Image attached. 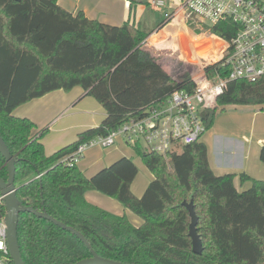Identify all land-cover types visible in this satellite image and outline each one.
<instances>
[{"label":"trees","instance_id":"obj_1","mask_svg":"<svg viewBox=\"0 0 264 264\" xmlns=\"http://www.w3.org/2000/svg\"><path fill=\"white\" fill-rule=\"evenodd\" d=\"M128 1V19L115 26L90 19L83 11L74 15L58 0H0V135L17 159L19 200L78 230L101 257L114 261L264 264L261 187L254 184L240 192L234 180L237 176L251 180L246 173L217 175L205 143L187 145L180 153L169 154L168 160L140 145L133 147L155 176L140 198L131 190L138 174L131 158L122 157L91 178L77 165L63 163L79 145L107 136L130 118L141 116L152 103L176 90L193 92L191 73L182 70L173 76L144 45L151 32L135 24L131 16L138 2ZM168 24L161 19L156 31ZM227 26L235 29L227 22L212 28V33L230 39L233 32L226 31ZM213 70L207 68L211 77ZM217 70L220 76L227 75ZM75 87L94 98L106 118L48 156L42 139L49 128H38L13 111L50 92ZM221 103L263 106L264 77L257 82H229ZM212 121L213 114L207 129ZM7 176L0 155V177ZM89 190L116 199L144 223L135 227L126 216L89 203L85 198ZM191 201L199 218L201 255L193 253L191 218L183 205ZM18 240L26 264H74L91 257L77 236L28 212L19 215Z\"/></svg>","mask_w":264,"mask_h":264},{"label":"built area","instance_id":"obj_2","mask_svg":"<svg viewBox=\"0 0 264 264\" xmlns=\"http://www.w3.org/2000/svg\"><path fill=\"white\" fill-rule=\"evenodd\" d=\"M151 9L163 13L164 21L195 22L212 28L231 22L235 29L230 39L220 38V58L191 73L193 92L176 90L164 99L143 109L139 117H132L107 136L79 145L63 160L67 166L77 165L91 148L110 149L124 141L126 145L162 155L180 153L182 148L198 143L207 131V123L217 108L224 110L221 98L231 81L257 82L264 77V0H142ZM157 33H155L156 35ZM214 67V76L207 73ZM219 68L227 72L219 75ZM5 205L0 196V264H10L7 228L4 222Z\"/></svg>","mask_w":264,"mask_h":264},{"label":"crops","instance_id":"obj_3","mask_svg":"<svg viewBox=\"0 0 264 264\" xmlns=\"http://www.w3.org/2000/svg\"><path fill=\"white\" fill-rule=\"evenodd\" d=\"M58 4L74 15L79 11H83L90 19L107 24L112 23V25L117 21L125 22L130 14V2L128 0H123V4L115 8L114 12L103 11L101 13L83 5L81 0H78L75 4L67 0H58ZM136 7L132 13V18L137 13ZM133 20L135 21V19ZM159 21L156 23H159ZM116 24L115 26H120V24ZM165 28L160 31L159 35L165 33ZM156 35L154 36L156 37ZM257 108L244 106L238 110V113L233 115L220 114V116L217 115L219 111V108H217L212 112V126L204 133L201 142L205 143L208 148L210 166L217 175L246 173L250 176L251 180L247 181H241L239 176L235 178L234 184L238 191H245L254 184L261 187V201L264 209V162L261 160V151L264 148V105L259 106L260 110ZM13 114L31 119L37 124L38 128H45V126L49 128L50 133L42 139V144L48 156L74 143L79 134L98 127L106 118L104 108L95 102L94 98L87 96V92L82 87H75L68 92L64 90L50 92L41 98L31 100L17 107ZM119 145L124 148L130 147L124 141H120L118 145L109 149L111 150L110 153L102 155L100 158L99 155L95 156L93 164L104 161L94 171L84 172L79 165L92 152L105 151L98 147L87 150L77 166L87 178H91L120 158H131L118 150ZM85 198L89 203L114 215H128L129 209L124 206L120 210L117 209V206L112 209L114 204L112 200L109 202L104 200V204L96 205L88 199L87 193ZM129 221L132 223L131 220ZM143 223L144 221L139 226L132 224L135 227H140Z\"/></svg>","mask_w":264,"mask_h":264},{"label":"rangeland","instance_id":"obj_4","mask_svg":"<svg viewBox=\"0 0 264 264\" xmlns=\"http://www.w3.org/2000/svg\"><path fill=\"white\" fill-rule=\"evenodd\" d=\"M67 1L75 4L78 0ZM137 2V13L133 16L135 24L140 25L148 32H151L144 45L149 48L152 53H154L166 71L171 73L173 76L177 77V74H179L182 70L188 71L192 74H198V70L220 58L222 51V43L220 42L221 39L220 37L214 35L212 31L210 33L207 26H202L201 24H197L195 22H193L195 23L194 25H191V22L184 23L181 19H176L166 26L165 35H159L160 33L156 31L158 25L156 22L162 19L163 13L154 11L148 4L143 3L142 0H137ZM81 3L95 9L98 13H101L103 11L114 12L115 8H118L121 4H123V0H81ZM116 23L122 25L124 22L117 21L114 22L113 25H117ZM109 24L112 25V23ZM155 33H157L158 36L156 35L155 37ZM190 64L195 65V67L193 68ZM95 102L97 101L95 100ZM244 106H247L248 108L258 107L257 109L260 110L257 105L226 104L224 110L219 109L217 115H233L234 113H238V110ZM46 127L47 126H45V128ZM49 133L50 132H48L47 135ZM118 150L131 157V159L136 163L138 167V174L131 185V190L136 197H142L145 192V188H147L148 184L155 179L154 174L146 167L141 156L137 153V151H135V149L131 147L124 148L119 145ZM110 152L111 150L109 149L103 152L94 151L89 156L84 158L79 166L84 170V172L94 171L98 166L102 165L104 161L103 160L97 164H93L94 157L99 155L100 158L102 155ZM87 197L96 205L104 204V200L108 202L112 200L114 202L112 209H114V206H117V209L119 210L124 208L123 205L121 203L119 204L116 199H113L96 190H89L87 192ZM92 198L94 200H91ZM126 216L135 226H139L143 222L139 216L134 214L132 211L130 212V210Z\"/></svg>","mask_w":264,"mask_h":264},{"label":"water","instance_id":"obj_5","mask_svg":"<svg viewBox=\"0 0 264 264\" xmlns=\"http://www.w3.org/2000/svg\"><path fill=\"white\" fill-rule=\"evenodd\" d=\"M0 155L6 162L8 169L7 179L0 177V195L3 197V202L5 205V215L4 222L7 228V243L10 251V258L13 264H26L23 260L19 240H18V225H19V215L20 213H31L37 217L47 219L62 229L71 232L77 236L84 246L90 251L91 257L82 259L74 264H129L120 261H114L111 259L101 257L87 241L82 233L78 230L62 223L52 216H50L45 210L37 211L36 209L25 206L19 200L17 196L18 186L16 185V163L17 159L13 156L4 139L0 135ZM183 205L189 211L191 218V223L189 226V236L192 240V250L196 255H201L203 253L202 240L197 232V225L199 218L195 212L194 203L184 202Z\"/></svg>","mask_w":264,"mask_h":264}]
</instances>
